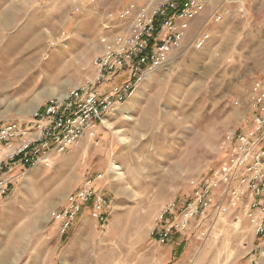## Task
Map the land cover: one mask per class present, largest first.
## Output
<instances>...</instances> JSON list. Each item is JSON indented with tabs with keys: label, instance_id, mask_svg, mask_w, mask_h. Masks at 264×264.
Wrapping results in <instances>:
<instances>
[{
	"label": "rangeland",
	"instance_id": "374dc122",
	"mask_svg": "<svg viewBox=\"0 0 264 264\" xmlns=\"http://www.w3.org/2000/svg\"><path fill=\"white\" fill-rule=\"evenodd\" d=\"M83 1L76 14L71 0H0L2 118L29 121L48 99L95 83L102 25H115L124 1ZM207 29V45L187 47L177 62L146 77L104 119L95 144L84 139L47 158L49 167H9L0 264H264V236L255 237L246 223L234 229L232 212L204 241L195 226L166 244L156 241L169 219L161 216L182 208L189 182L224 161V136L242 126L244 108L236 102L264 70V1ZM98 175L106 221L85 208L63 232L51 213Z\"/></svg>",
	"mask_w": 264,
	"mask_h": 264
},
{
	"label": "built area",
	"instance_id": "2783aa9c",
	"mask_svg": "<svg viewBox=\"0 0 264 264\" xmlns=\"http://www.w3.org/2000/svg\"><path fill=\"white\" fill-rule=\"evenodd\" d=\"M123 1L113 18L115 25H102L101 52L93 61L97 69L94 84L73 88L63 98L48 99L29 121L0 116V199L12 184V178L7 177L10 166L45 165V157L62 156L84 139L95 144L104 119L130 98L146 77L177 62L187 47L206 46L208 25L221 24L232 15L244 17L250 5L261 6L264 0ZM71 2L74 13H80L84 1ZM236 105L244 108L242 126L224 136V161L189 182L190 194L180 210L168 208L161 216L168 214L169 219L162 220L156 232L159 244L194 226L199 228L198 240L204 241L217 220L229 212L235 220L234 229L246 223L255 237L264 236V70L246 91L243 102ZM100 179V175L85 178L61 209L51 213V221L60 223L63 232L85 208L98 223L106 221L105 201L95 191Z\"/></svg>",
	"mask_w": 264,
	"mask_h": 264
},
{
	"label": "bare ground",
	"instance_id": "6f19581e",
	"mask_svg": "<svg viewBox=\"0 0 264 264\" xmlns=\"http://www.w3.org/2000/svg\"><path fill=\"white\" fill-rule=\"evenodd\" d=\"M62 98H63V97H62ZM102 124H103V122H102ZM47 158H49V157H45V158L43 159V161H44V163H45V166H46V167H49V165L46 164V162H47ZM115 169H117V168H115Z\"/></svg>",
	"mask_w": 264,
	"mask_h": 264
},
{
	"label": "crops",
	"instance_id": "0c3cea01",
	"mask_svg": "<svg viewBox=\"0 0 264 264\" xmlns=\"http://www.w3.org/2000/svg\"><path fill=\"white\" fill-rule=\"evenodd\" d=\"M196 25H197L196 23L193 24V29H195Z\"/></svg>",
	"mask_w": 264,
	"mask_h": 264
}]
</instances>
